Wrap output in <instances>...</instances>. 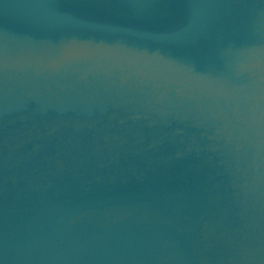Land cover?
<instances>
[{
	"label": "water",
	"instance_id": "water-1",
	"mask_svg": "<svg viewBox=\"0 0 264 264\" xmlns=\"http://www.w3.org/2000/svg\"><path fill=\"white\" fill-rule=\"evenodd\" d=\"M0 264H264V0H0Z\"/></svg>",
	"mask_w": 264,
	"mask_h": 264
}]
</instances>
